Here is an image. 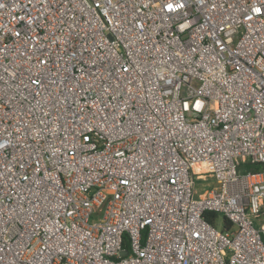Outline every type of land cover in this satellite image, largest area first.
Masks as SVG:
<instances>
[{
    "label": "built area",
    "instance_id": "built-area-1",
    "mask_svg": "<svg viewBox=\"0 0 264 264\" xmlns=\"http://www.w3.org/2000/svg\"><path fill=\"white\" fill-rule=\"evenodd\" d=\"M0 264H264V0H0Z\"/></svg>",
    "mask_w": 264,
    "mask_h": 264
},
{
    "label": "rangeland",
    "instance_id": "rangeland-1",
    "mask_svg": "<svg viewBox=\"0 0 264 264\" xmlns=\"http://www.w3.org/2000/svg\"><path fill=\"white\" fill-rule=\"evenodd\" d=\"M215 183L213 179H208L207 181L203 182V185H201L200 182L197 183L196 188L199 191H208L211 186H214ZM216 229L221 230L223 227V217L221 215H217V220L215 223Z\"/></svg>",
    "mask_w": 264,
    "mask_h": 264
},
{
    "label": "trees",
    "instance_id": "trees-1",
    "mask_svg": "<svg viewBox=\"0 0 264 264\" xmlns=\"http://www.w3.org/2000/svg\"><path fill=\"white\" fill-rule=\"evenodd\" d=\"M249 169L251 171H256L255 168L252 169V168L249 167ZM203 217H204L205 221H207L210 224H213L215 222L216 218H217L216 215L214 213H212V212L204 213ZM229 228H230V224L227 223L225 220H223V230H228Z\"/></svg>",
    "mask_w": 264,
    "mask_h": 264
},
{
    "label": "bare ground",
    "instance_id": "bare-ground-1",
    "mask_svg": "<svg viewBox=\"0 0 264 264\" xmlns=\"http://www.w3.org/2000/svg\"><path fill=\"white\" fill-rule=\"evenodd\" d=\"M205 168H206L205 164H199V165H196L194 169L196 172H202L205 170Z\"/></svg>",
    "mask_w": 264,
    "mask_h": 264
}]
</instances>
